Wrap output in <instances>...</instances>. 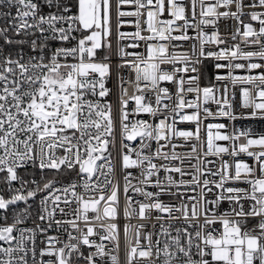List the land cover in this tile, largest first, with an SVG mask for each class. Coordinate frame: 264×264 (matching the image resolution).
<instances>
[{
  "label": "snow or ice",
  "instance_id": "snow-or-ice-1",
  "mask_svg": "<svg viewBox=\"0 0 264 264\" xmlns=\"http://www.w3.org/2000/svg\"><path fill=\"white\" fill-rule=\"evenodd\" d=\"M238 120L264 0H0V264H264Z\"/></svg>",
  "mask_w": 264,
  "mask_h": 264
},
{
  "label": "built area",
  "instance_id": "built-area-1",
  "mask_svg": "<svg viewBox=\"0 0 264 264\" xmlns=\"http://www.w3.org/2000/svg\"><path fill=\"white\" fill-rule=\"evenodd\" d=\"M128 19H132V18H128ZM224 23L225 22H221V24H220L221 32L225 31ZM126 30L131 31L132 29H126ZM210 74H211V66L209 65V75ZM205 82L206 81H202V83H205ZM109 86H113V85L110 84ZM130 91H131V89H130ZM112 99H115V97H112ZM211 107L215 108V105H212ZM220 122H223L225 124H231L232 123V122L227 121V120H221ZM235 125L238 128H241V129L242 128H246V127H251L254 132L264 131V121H259V120H252V121L238 120V121L235 122ZM180 127H186V126L185 125H180ZM241 142H243V141H241ZM150 190L155 191V189H150ZM162 199L168 200V197H162ZM225 207H227V205H225Z\"/></svg>",
  "mask_w": 264,
  "mask_h": 264
}]
</instances>
